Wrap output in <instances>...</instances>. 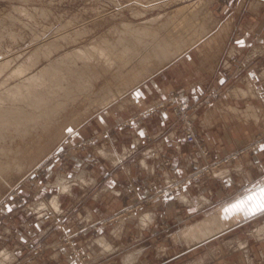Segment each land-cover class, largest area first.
Returning <instances> with one entry per match:
<instances>
[{"label":"rangeland","instance_id":"374dc122","mask_svg":"<svg viewBox=\"0 0 264 264\" xmlns=\"http://www.w3.org/2000/svg\"><path fill=\"white\" fill-rule=\"evenodd\" d=\"M172 1L0 0V84L4 83L3 86L0 85V110L11 105L8 101L9 89L15 84L21 83L27 76L38 74L50 64L54 63L60 66V70L57 69L54 73L48 69L51 77L59 75L65 77L66 82L62 86L63 90H61V88H56L54 83L52 84V80L49 81L51 84L49 83L50 87H48L54 91V94L47 93L49 95L47 99H43V95H45V91L52 93L51 90L37 85L39 86L38 89H33V92H38L43 100L51 99L53 96L63 99L66 95L67 98L70 91L72 94L74 89L72 85L68 84L69 78L67 77L69 75L62 73L61 69L66 70L68 67V69H75L79 65L81 67V64L84 63L83 60L86 61L91 55L93 57L87 61L92 63L90 67L94 68L87 70L88 75L85 74L82 79L89 78L91 80L89 86L92 87L87 86V80L85 92L81 90L79 97L77 96L78 99L72 100L73 103L72 101L68 102L69 105L67 104L65 112H62L64 114L61 113L62 115H58L53 120L55 124L48 127L35 125L34 121L21 122L22 129L20 131L8 130L4 133L7 136H3V139L0 138V161L7 160V163H10V166L3 163L0 165V228L2 226L10 227L11 230H15H12V234L21 235L26 232L27 235L28 230L26 231L24 222L44 214L43 218L49 224L51 223L62 230L58 233L60 245L61 248L65 249L68 259L74 264H87L88 256L84 250L83 241H80L83 232L74 233L68 230V223L65 222L62 213L61 215L54 213L58 208H52L50 205L52 201L45 204L57 193L52 188L57 175H67L73 171L78 165V159L83 160L85 158L88 160L91 157V164L98 163V158L95 159L96 156L90 152L91 145L97 137L93 132L80 133L79 131L83 126L86 124L88 127L93 125L91 123H94L96 116L105 111L109 112V109L118 104L132 102L131 94L136 89L179 61L181 57L196 49L203 42L210 39L211 41L226 39L231 42H234L235 39H246L248 44L264 45V0ZM177 27L178 29H176ZM75 35L78 36L75 37ZM75 39L76 41H74ZM112 40L113 44L116 43L115 46L110 45ZM47 43L49 44L47 45ZM53 43L57 46H54ZM160 43L167 45L166 49L169 56L158 57L152 51L153 45ZM78 46L81 48L79 51L85 53L86 50H89L92 52L90 56L87 55L89 58L74 59L73 53L78 51ZM83 47L85 50H82ZM176 48L179 51H177L178 54ZM116 49L120 52L118 50L117 52ZM34 51L36 52L34 53ZM70 51L72 52L70 53ZM131 55H135L134 58H131ZM129 57L130 59H128ZM139 59L141 60L139 61ZM60 60H64V62ZM234 62L237 67L239 61L234 60ZM249 64V68L260 67V70L263 69L264 55L259 56ZM127 66L129 67L127 68ZM118 68L123 72H115L118 71ZM127 69L130 70L127 71ZM136 73H138L139 79L135 77L132 80ZM102 74L103 76H101ZM126 77L131 80L129 81ZM54 86L55 88H53ZM101 91L102 93L105 92L103 96ZM109 92L110 94L113 92V98L116 99H109L112 96ZM223 93L222 88L209 89L193 102L185 100L175 91L164 93V96L155 94L149 107L137 113L135 119L146 113L166 111L170 115L175 129H178L182 136L192 164L186 171L173 174L166 173L164 168L169 165V162L166 161L163 164L164 167L151 176L149 181L150 193L147 197L123 206L113 215H105L99 218L97 220L99 225L111 224L121 217H132L155 200L170 199L187 186L216 181L220 177L222 168L226 167L225 165L234 162L237 157L254 153L257 148L264 144L263 131L255 134L250 141L227 154L213 155L211 146L195 133V119L198 112L212 107L223 96ZM106 95H109L108 99L105 98L104 100ZM97 96L99 98L102 96L99 102L96 100L98 99ZM85 98L87 100H84ZM261 98L264 100V96ZM93 100L95 103L92 102ZM97 102L98 104H96ZM26 106V104L16 103L15 107L19 109L17 113L24 112L28 115L30 112H36L32 107ZM122 125H127V122L120 126ZM118 127L115 125L113 129ZM190 135L192 138L189 137ZM2 155L7 156V158L4 156L2 158ZM46 205L50 206L49 210ZM98 223L92 224L90 228L96 229ZM2 230L1 228L0 251L4 248L10 250L16 235L14 234L12 237L10 234H4ZM3 253H0V257L7 261L6 257H2ZM8 255L10 254L8 253ZM9 260L6 264H14L13 258ZM31 261L30 259L28 262L31 263ZM252 264H264V252Z\"/></svg>","mask_w":264,"mask_h":264},{"label":"crops","instance_id":"0c3cea01","mask_svg":"<svg viewBox=\"0 0 264 264\" xmlns=\"http://www.w3.org/2000/svg\"><path fill=\"white\" fill-rule=\"evenodd\" d=\"M262 55L264 45L248 44L246 39H210L136 89L131 94L134 101L118 104L96 116L93 125L83 126L80 133L93 132L97 137L90 152L98 163L91 164V157L78 159L73 171L57 175L52 187L57 193L45 204L56 198L58 210L54 213H62L68 230L83 232L80 241L87 264H252L263 254L264 210L258 205L242 221L199 243L186 242L179 234L220 208L264 189V144L225 165L216 181L187 186L170 199L155 200L132 217L108 225L97 222L147 197L151 176L166 161V173L173 174L192 164L166 111L134 118L149 107L155 94L175 91L193 102L209 89L224 90L223 96L212 107L200 110L195 119V133L211 146L213 155L227 154L264 131V68H249V63ZM234 60L239 61L237 67ZM240 90L250 96L242 97ZM124 122L127 125L120 126ZM115 125L119 127L114 130ZM43 217L24 222L27 235L12 234L14 229L2 226L4 234L16 235L12 248L2 251L10 254L14 264H74L61 248L58 233L62 230ZM94 223L97 227L91 229Z\"/></svg>","mask_w":264,"mask_h":264},{"label":"bare ground","instance_id":"6f19581e","mask_svg":"<svg viewBox=\"0 0 264 264\" xmlns=\"http://www.w3.org/2000/svg\"><path fill=\"white\" fill-rule=\"evenodd\" d=\"M173 1H175V0H173ZM172 1V2H173ZM263 3V2H262ZM169 4V3H168ZM144 5V4H143ZM15 22V21H14ZM188 23V22H187ZM186 25V24H185ZM83 27V26H82ZM81 27V28H82ZM131 27V26H130ZM187 27V26H186ZM189 27V26H188ZM193 27V26H192ZM191 27V28H192ZM139 28V27H138ZM201 28H202V26H201ZM204 28V27H203ZM176 29H178V27L176 28ZM63 30V29H62ZM201 30H203V29H201ZM65 32V31H64ZM175 32V31H174ZM186 33V32H185ZM199 33V32H198ZM81 34V33H80ZM176 34H178V33H176ZM201 34V33H200ZM79 35V34H78ZM77 35V36H78ZM76 35H75V37H77ZM80 36V35H79ZM69 37V36H68ZM120 37V36H119ZM124 37V36H123ZM58 38V37H57ZM145 38V37H144ZM143 38V39H144ZM189 38H190V36H189ZM106 40H107V38H105ZM121 39H123L122 37H121ZM57 40V39H56ZM68 39L66 38V41H67ZM96 40H98V39H96ZM182 40V39H181ZM46 41V40H45ZM72 41H73V39H72ZM74 41H76V39L74 40ZM53 42V41H52ZM56 42V41H55ZM95 42V41H94ZM110 42V41H109ZM180 42H182V41H180ZM184 42V41H183ZM59 43V42H58ZM104 43V42H103ZM115 43V42H114ZM49 43H47V45H48ZM55 44H57V43H55ZM61 44V43H60ZM93 44V43H92ZM99 44V43H98ZM113 44V40H112V43H110V45H112ZM120 44V43H119ZM53 45H54V43H53ZM90 45V44H89ZM103 45V44H102ZM105 45H107L106 44V42H105ZM114 46L116 45V43L115 44H113ZM112 45V46H113ZM158 45V46H157ZM54 46H57V45H54ZM64 46V45H63ZM82 46H84V45H82ZM141 46V45H140ZM60 47V46H59ZM79 47V46H78ZM77 47V49H78V51L77 52H75L74 51V53H73V57H75L74 59L76 60H83V59H86V58H89L88 56H90L91 55V51L89 52V50L87 51L86 50V52L84 53L83 51H79V49H81L80 47L78 48ZM86 47V46H85ZM85 47H83L82 48V50H85ZM88 47V46H87ZM100 47V46H99ZM176 47H177V45H176ZM38 48V47H37ZM43 48H44V46H43ZM55 48V47H54ZM57 48V47H56ZM97 48V47H96ZM167 45H165V44H163V43H160V44H155V45H153V47H152V51H154L156 54H157V56L159 57V56H161V57H165V56H169L168 55V51H167ZM50 49V48H49ZM57 49H61V48H57ZM88 49V48H87ZM108 49V48H107ZM111 49V48H110ZM109 49V50H110ZM127 49V48H126ZM179 49V48H178ZM28 50V49H27ZM42 50V49H41ZM91 50V49H90ZM101 50V49H100ZM118 49H116V51H117ZM133 50V49H132ZM52 51V50H51ZM62 51V50H61ZM112 51V50H111ZM110 51V52H111ZM119 52H120V50H118ZM117 51V52H118ZM127 51H128V49H127ZM126 51V52H127ZM178 50H177V48H176V53L178 54V52H177ZM36 51H34V53H35ZM42 52V51H41ZM72 51H70V53H71ZM99 52V51H98ZM102 52H104V51H102ZM125 52V53H126ZM45 53V52H44ZM52 53V52H51ZM65 53V52H64ZM68 53V52H67ZM105 53V52H104ZM114 54V53H113ZM120 54V53H119ZM127 54H128V52H127ZM155 54V55H156ZM169 54H170V52H169ZM2 55V54H1ZM36 55V54H35ZM60 55V54H59ZM58 55V56H59ZM63 55H65V54H63ZM88 55V56H87ZM115 55H117V54H115ZM174 55H175V53H174ZM39 56H40V54H39ZM62 56V55H61ZM60 56V57H61ZM66 56H70V55H66ZM65 56V57H66ZM103 56V55H102ZM133 56H135V55H131L130 57L131 58H134ZM49 57V56H48ZM48 57H46V58H48ZM91 57H93L92 55H91ZM90 57V58H91ZM106 57V56H105ZM112 57V56H111ZM130 57L128 58V59H130ZM33 58H34V56H33ZM38 58V57H37ZM41 58V57H40ZM45 58V59H46ZM69 58V57H68ZM89 58V59H90ZM95 58H97L96 56H95ZM113 58V57H112ZM124 58H125V56H124ZM127 58V57H126ZM25 59V58H24ZM30 59H32V58H30ZM54 59H56L55 57H54ZM89 59H87V60H89ZM93 59V58H92ZM99 59V58H98ZM127 59V60H128ZM29 60V59H28ZM33 60V59H32ZM68 61H69V59H67ZM85 61V60H83L84 61V63H82L81 61V67H79V66H76V68L75 69H68V68H66V70L63 68V70L61 69V72L62 73H65L68 77L67 78H69V81H71L70 83H69V81H68V84L69 85H72L73 86V89L74 90H72V89H70V90H72V94L69 92V97H67L66 98V95H65V97L63 98V99H61V98H55L54 96H53V98H51V99H48V100H43V99H47V96H49V95H47V93L48 94H50V95H52V94H54L53 92V90H51V89H49V81H51L52 80V84L54 83V85L56 86V88H61V90H63V88H62V86H63V84L66 82L65 80H64V78L63 77H60L59 75H54V76H52L51 77V74H50V72L48 71V69H50V70H52L53 71V73H54V71H56L57 69L58 70H60V66L58 65V64H50V63H48V64H50L49 65V67L48 66H44L45 67V69H43L41 72H39L38 74H40V75H38V74H35V75H30V76H27L21 83H17V84H15L11 89H9V91H8V101H9V104H11V105H9V106H7V107H5L4 109H1L0 110V138H2L3 139V136H7V134L6 135H4V133L5 132H8V130H14V131H20V129H22L21 127V122H31V121H34L35 122V125H43V126H51V125H53V124H55L54 122L55 121H53L55 118H57V116L58 115H62V114H64V113H62L63 111L65 112V109H66V107H67V104L69 105V103L68 102H70V101H72V100H74L75 101V99L77 98L78 99V95H79V93H80V91L81 90H84L83 92H85V87H86V89H87V86H89L90 85V79L88 78V79H86V77H85V80H82L83 78H84V75L85 74H87L86 73V71L87 70H89V69H92L93 67H90V65L92 64H90V62L88 63V61ZM117 60V59H116ZM123 60V59H122ZM141 59H139V61H140ZM170 60V59H169ZM39 61H41V60H39ZM52 61V60H51ZM61 61V60H60ZM90 61V60H89ZM98 61V60H97ZM102 61V60H101ZM101 61H100V63H101ZM168 61V60H167ZM14 62V61H13ZM56 62V61H55ZM61 62H64V60L63 61H61ZM72 62V61H71ZM76 62V61H75ZM121 62V61H120ZM128 62V61H127ZM11 63V62H10ZM9 63V64H10ZM115 63V62H114ZM59 64H61V63H59ZM66 64H68V63H66ZM94 64V63H93ZM104 64V63H103ZM117 64H119V63H117ZM133 64V63H132ZM58 65V66H57ZM61 65H63V64H61ZM129 65H130V63H129ZM134 65V64H133ZM67 66V65H66ZM74 66V65H73ZM94 66V65H93ZM96 67H97V64L95 65ZM130 66H132V65H130ZM72 67V66H71ZM99 67H100V65H99ZM105 67V66H104ZM120 67V66H119ZM129 66H127V68H128ZM10 68V67H9ZM30 68V67H29ZM32 68H33V66H32ZM103 68V67H102ZM134 68H135V65H134ZM145 68V67H144ZM1 69V68H0ZM20 69H22V68H20ZM94 69V68H93ZM125 69V68H124ZM126 70V69H125ZM130 70V69H129ZM128 69H127V71H129ZM136 70V69H135ZM139 70V69H138ZM141 70V69H140ZM139 70V71H140ZM146 70V69H145ZM145 70L143 71V73L145 72ZM6 72V71H5ZM57 72H59V71H57ZM92 72V71H91ZM115 72H117V73H121V72H123V70H120V68H118V71H115ZM135 72V71H134ZM147 72V71H146ZM36 73V72H35ZM56 73V72H55ZM89 73H90V71H89ZM97 73V72H96ZM95 73V74H96ZM125 73V72H124ZM130 73V72H129ZM16 75H17V73H15ZM57 74V73H56ZM108 74V73H107ZM137 74L138 73H136V76L134 75V77L132 78V80L133 79H135V77L137 78V79H139V77H137ZM261 74H262V72H261ZM61 75V74H60ZM88 75V74H87ZM86 75V76H87ZM92 75V74H91ZM119 75V74H118ZM132 75V76H133ZM65 76V75H64ZM101 76H103V74L101 75ZM113 76H115V75H113ZM121 76V75H120ZM123 76V75H122ZM128 76H131V75H128ZM131 76V77H132ZM143 76V75H142ZM147 76V75H146ZM263 76H264V72H263ZM20 77V76H19ZM54 77V78H53ZM91 77V76H90ZM130 77V78H131ZM260 77H261V75H260ZM108 78H110V77H108ZM111 78H112V76H111ZM123 78V77H122ZM121 78V79H122ZM127 78V77H126ZM7 79V78H6ZM19 79V78H18ZM66 79V78H65ZM96 80H97V78H95ZM104 79V78H103ZM106 79V78H105ZM114 79V78H113ZM120 79V80H121ZM128 79V78H127ZM88 80V85L86 84V81ZM124 80V79H123ZM126 80V79H125ZM129 81L131 80V79H128ZM110 81V80H109ZM112 81V80H111ZM110 81V82H111ZM3 82H8V81H3ZM13 82V81H12ZM90 82V83H89ZM138 83H139V81H137ZM135 83L136 85L138 84V83ZM124 83V82H123ZM125 83H126V81H125ZM129 83V82H128ZM133 83V82H132ZM2 84V83H1ZM0 84V85H1ZM4 84V83H3ZM3 84L1 85V86H3ZM51 84V83H50ZM67 84V83H66ZM107 84V83H106ZM130 84V83H129ZM134 84V83H133ZM37 85H41V86H43V88H45V89H47V90H51V92L52 93H50V92H46L45 91V95H43L44 96V98L42 99V98H40V96H39V94H38V92L36 93L35 91V93L33 92V89H36L37 87H39V86H37ZM87 85V86H86ZM120 85H121V83H120ZM125 85V84H124ZM131 85V84H130ZM49 86V87H48ZM55 86L53 87V88H55ZM107 87H108V85H106ZM125 86H127V85H125ZM6 87V86H5ZM67 87H68V85H67ZM66 86H65V88H67ZM90 87V86H89ZM88 87V88H89ZM92 87V86H91ZM90 87V88H91ZM121 87V86H120ZM124 87V86H123ZM70 88V87H69ZM72 88V87H71ZM110 88V87H109ZM4 89V88H3ZM38 89V88H37ZM116 89V88H115ZM118 89V88H117ZM44 90V89H43ZM65 90H67V89H65ZM69 90V89H68ZM91 90V89H90ZM126 90V89H125ZM56 91H58L57 89H56ZM106 91V90H105ZM82 92V91H81ZM90 92V91H89ZM111 92V91H110ZM110 92H109V94H110ZM121 92H123L122 90H121ZM5 93V92H4ZM88 93V92H87ZM101 93H102V91H101ZM103 93H105L104 91H103ZM103 93H102V96H103ZM117 93V92H116ZM118 93H119V91H118ZM70 94H71V96H70ZM108 94V93H107ZM113 94V92L110 94V95H112ZM240 94L242 95V97H245V96H250V94H249V92L248 91H245V90H240ZM84 95H86V94H84ZM99 95V94H98ZM114 95V94H113ZM113 95L111 96V97H109V99H112L113 98ZM117 95V94H116ZM78 96V97H77ZM89 96V95H88ZM87 96V97H88ZM102 96L99 98L98 96V99H96V100H98V102H99V99H101L102 98ZM107 96V95H106ZM106 96H104V100H105V98H107L108 99V96L106 97ZM119 96V95H118ZM82 97V96H81ZM117 97V96H116ZM69 98H71V100H69ZM84 98V97H83ZM135 98V97H134ZM134 98H132V101H134L135 99ZM5 99V98H4ZM89 99V98H88ZM94 99V98H93ZM114 99H116V98H113L112 100H114ZM137 99V98H136ZM84 100H87V98H85ZM90 100V99H89ZM103 100V101H104ZM82 102H83V100H81ZM91 101V100H90ZM108 101V100H107ZM89 102V101H88ZM92 102H94V100L92 101ZM98 102L96 103V104H98ZM101 102V101H100ZM105 102V101H104ZM112 102V101H111ZM2 103V102H1ZM26 104L27 106L26 107H28V108H33V109H35L36 110V112L34 113V112H30L28 115H27V113H24V112H19V113H17V111H19V109L17 108V107H15V104ZM72 103H73V101H72ZM75 103V102H74ZM80 103V102H79ZM78 103V104H79ZM91 103V102H90ZM95 103V102H94ZM94 103H92V104H94ZM103 103V102H102ZM107 103V102H106ZM109 103H110V101H109ZM95 104V105H96ZM104 105H105V103H103ZM75 106V105H74ZM87 107V106H86ZM88 109V108H87ZM234 111H236V109H233ZM67 111H69V110H67ZM62 113V114H61ZM72 115V114H71ZM254 115V114H253ZM250 116V115H249ZM61 117V116H60ZM65 117V116H64ZM2 125V126H1ZM26 127V126H25ZM24 128V127H23ZM32 128V127H31ZM33 131V130H32ZM34 136V135H33ZM7 138V137H6ZM5 138V139H6ZM1 140V139H0ZM3 142H5V141H3ZM6 144V143H5ZM3 145V144H2ZM2 145H1V147H2ZM2 152H4V151H2ZM3 156L4 155H2V158H3ZM5 157V156H4ZM5 158H7V156L5 157ZM15 160V159H14ZM0 165H2V163L3 164H5L6 166H10V163H7V160L6 161H0ZM12 164H13V162H11ZM8 168V167H7ZM68 188V187H67ZM62 189L63 190H65V186H63L62 187ZM262 190H264L263 188H260V189H257L256 190V192H254L253 194L251 193L250 195H247L245 198H241V200H239V201H237V202H235V203H230V205H228V206H225V207H223V208H220L218 211H216V212H214V213H212L211 215H208L204 220H202V221H198L197 222V224H195V225H192V226H190V227H187V228H185V230L184 231H182V232H180V238L182 237L183 238V240H185L186 242H201V241H203V240H205V239H208L209 237H212V236H214V235H217L218 234V232L219 231H223V230H226V229H228L231 225H233L235 222H238L240 219H242L243 217H245L247 214H249V213H252L253 212V208L254 207H256L257 205L259 206L260 205V202H261V192H262ZM50 205H52V208L53 209H56V208H58V204H57V201H56V199H53L52 200V202H51V204ZM46 207L48 208V210L50 209V206H48V205H46ZM51 212V211H50ZM148 216V215H147ZM252 216V215H251ZM122 218V217H121ZM144 218H146V217H144ZM249 218V217H248ZM247 219V218H246ZM143 220V219H142ZM240 221H242V220H240ZM145 222H146V220H145ZM143 223H144V221H143ZM143 225H145V224H143ZM260 233H262V232H260ZM176 236H178V235H176ZM176 236H175V238H176ZM100 239V238H99ZM101 239H102V236H101ZM179 240V239H178ZM182 241V240H181ZM198 242V243H199ZM108 243V242H107ZM110 243V242H109ZM100 245V244H99ZM102 245V244H101ZM108 245V244H107ZM101 247V246H100ZM243 247V246H242ZM109 249H111V248H109ZM3 252V251H2ZM108 252H110V250L108 251ZM13 256V255H12ZM2 257H6V259H10V256L8 255V253H6V252H4L3 253V255H2ZM5 259H3V258H1L0 257V264H2V262H5L4 261Z\"/></svg>","mask_w":264,"mask_h":264},{"label":"snow or ice","instance_id":"6c2138e0","mask_svg":"<svg viewBox=\"0 0 264 264\" xmlns=\"http://www.w3.org/2000/svg\"><path fill=\"white\" fill-rule=\"evenodd\" d=\"M259 207L261 208V210H264V190H262L261 192V202Z\"/></svg>","mask_w":264,"mask_h":264},{"label":"built area","instance_id":"2783aa9c","mask_svg":"<svg viewBox=\"0 0 264 264\" xmlns=\"http://www.w3.org/2000/svg\"><path fill=\"white\" fill-rule=\"evenodd\" d=\"M189 137H190V138H192V136H191V135H190Z\"/></svg>","mask_w":264,"mask_h":264}]
</instances>
